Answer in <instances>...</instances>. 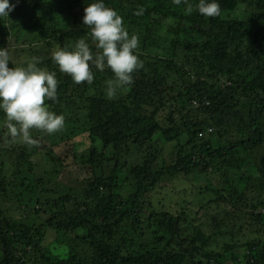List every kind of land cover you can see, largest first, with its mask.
<instances>
[{"label": "trees", "instance_id": "trees-1", "mask_svg": "<svg viewBox=\"0 0 264 264\" xmlns=\"http://www.w3.org/2000/svg\"><path fill=\"white\" fill-rule=\"evenodd\" d=\"M95 2L9 0L14 10L0 18V48L11 55L20 44L56 72L57 100L45 103L65 119L58 133L33 130L35 146H16L0 113V264H240L236 249L246 264H264V0H240L243 20L230 17L237 0H218L220 15L209 19L171 0H103L139 37L143 62L113 100L104 91L109 70L92 68V84H75L49 55L80 38L96 51L82 24ZM157 134L174 143L160 167ZM84 137L89 147L79 152ZM37 154L46 169L36 175ZM209 171L219 181L206 186L209 202L232 211L224 221L213 215L208 232L194 226L184 236V211H156L150 196L165 180ZM64 177V191L46 188ZM21 208L29 218H15ZM155 223L148 246L144 231ZM48 229L67 245L65 258L43 246Z\"/></svg>", "mask_w": 264, "mask_h": 264}, {"label": "clouds", "instance_id": "clouds-1", "mask_svg": "<svg viewBox=\"0 0 264 264\" xmlns=\"http://www.w3.org/2000/svg\"><path fill=\"white\" fill-rule=\"evenodd\" d=\"M175 6L185 5V14L194 12L205 19L220 15L218 0H171ZM15 5L0 0V18L8 17ZM142 14L141 11L136 12ZM82 24L89 32L96 51L93 52L85 38L77 40L73 50L59 48L52 54V61L60 73L68 75L75 84H92V68L113 75L105 82V95L109 100L134 83L133 73L143 68L139 59V37L130 35L123 18L103 0H97L84 8ZM7 48H0V113L4 114L7 136L27 146H35L33 130L52 135L65 123L63 115L49 110L46 100H57L59 81L56 72L38 67L40 60L32 57L25 67H9Z\"/></svg>", "mask_w": 264, "mask_h": 264}, {"label": "rangeland", "instance_id": "rangeland-1", "mask_svg": "<svg viewBox=\"0 0 264 264\" xmlns=\"http://www.w3.org/2000/svg\"><path fill=\"white\" fill-rule=\"evenodd\" d=\"M239 2L238 8L230 13L231 18H237V19H246L247 15L246 12H244V5L240 2V0H237ZM22 48H19V46ZM14 45V47L19 48V50H16L15 53L11 50L10 56V63L9 67H25L28 62H30L28 54L25 53L22 50H25V48L18 44ZM15 49V48H14ZM56 48H51L49 50V55L52 54ZM26 51V50H25ZM159 52H162V49L159 50ZM7 131V130H6ZM33 135V134H32ZM34 136V135H33ZM154 140L160 145L162 148V153L160 156V161L158 163V167L162 165H167L170 162V154L173 148L174 143H166L164 139L161 137V135L157 134L154 137ZM21 144L25 145L19 140H15V145ZM88 142L86 141V138H77L74 146L75 148L80 152L84 150L85 148L89 147ZM17 146V145H16ZM27 147V146H26ZM15 152V150H14ZM10 156V155H9ZM41 155L37 154L34 155L32 159V164L36 165L34 172L37 175V173H41L46 169V165L40 162ZM13 158H15V155L13 154ZM6 161H10L8 158H5ZM64 178H61L60 181L57 183H53L51 180L46 185V188L49 190H56V191H64L66 185L62 182H67L64 180ZM218 175L212 171H209L206 174H200V173H194L192 175L188 176H179L178 178L174 180H165L162 182L161 186L155 194H152L150 196V200L154 205V209L156 211H168L172 215H177V213H180L181 211H184L186 216V221H181V227H182V233L183 235H190L193 231V227H200L202 231L208 232L209 231V225L210 220L213 215H219L220 220H226L229 217H226L225 215H228L232 209L229 207H217L215 204L209 202L213 196L210 192L206 191V186H211L213 188H216L218 185ZM27 209H20L19 216L18 213L15 214V218L17 220H24L26 216L28 218L30 217V214ZM264 212V210L262 211ZM229 216V215H228ZM158 225L155 223L151 227V231L153 232V235L151 234L150 230L144 231V243L146 245H154L156 240L155 237H158V234L156 233V229ZM253 230H259V225H255L253 227ZM231 231L229 227H221V231ZM82 232V231H79ZM234 232V231H233ZM223 234V233H222ZM250 238L247 235L244 237H241L242 240H246ZM57 235L54 232H51L50 229L45 231V237L43 240V246L47 247L50 254L58 255L60 258H65L67 253V245L57 243L56 242ZM160 247L165 249V242H162L160 244ZM232 257L235 259H240V264H246L247 263V257L244 249H236L232 252ZM0 258H2V250L0 249Z\"/></svg>", "mask_w": 264, "mask_h": 264}]
</instances>
